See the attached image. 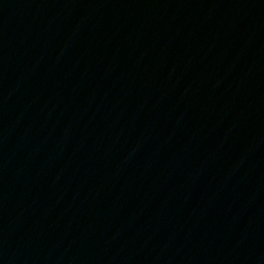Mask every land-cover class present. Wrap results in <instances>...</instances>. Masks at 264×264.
I'll list each match as a JSON object with an SVG mask.
<instances>
[{"label":"water","instance_id":"95a60500","mask_svg":"<svg viewBox=\"0 0 264 264\" xmlns=\"http://www.w3.org/2000/svg\"><path fill=\"white\" fill-rule=\"evenodd\" d=\"M0 264H264V0H0Z\"/></svg>","mask_w":264,"mask_h":264}]
</instances>
